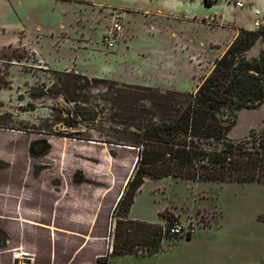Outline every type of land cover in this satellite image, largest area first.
Instances as JSON below:
<instances>
[{
    "label": "rangeland",
    "instance_id": "obj_1",
    "mask_svg": "<svg viewBox=\"0 0 264 264\" xmlns=\"http://www.w3.org/2000/svg\"><path fill=\"white\" fill-rule=\"evenodd\" d=\"M234 1H65L63 8L52 0H0V193L20 191L30 205L40 185L67 192L75 204L90 198L89 235L110 255L115 207L138 149L101 141L109 132L103 98L112 86L101 79L196 90L230 42L221 43L231 31L217 23L264 26L263 0H242L243 7ZM118 23L119 39L109 46L106 36ZM263 48L260 39L247 56ZM66 72L81 78L68 82ZM263 124L264 103L238 111L228 135L240 139ZM169 214L183 238L166 237L162 251L120 256L115 264H264V185L147 176L129 219L166 228ZM5 234L0 226V247ZM82 239L75 238V249Z\"/></svg>",
    "mask_w": 264,
    "mask_h": 264
},
{
    "label": "trees",
    "instance_id": "obj_2",
    "mask_svg": "<svg viewBox=\"0 0 264 264\" xmlns=\"http://www.w3.org/2000/svg\"><path fill=\"white\" fill-rule=\"evenodd\" d=\"M260 39L264 40L263 25L239 28L196 90L162 91L101 79L112 85L103 98L109 132L101 141L138 149L133 172L115 207L110 255L156 254L164 249L166 237L183 238L182 232L170 231L178 221L172 214L164 215L173 219L166 228L129 219L131 205L147 176L264 185V124L240 139L228 135L238 111L264 103V48L257 56H247ZM65 74L71 83L81 78ZM185 237L190 238L191 233ZM110 255L98 256L95 264H109Z\"/></svg>",
    "mask_w": 264,
    "mask_h": 264
},
{
    "label": "crops",
    "instance_id": "obj_3",
    "mask_svg": "<svg viewBox=\"0 0 264 264\" xmlns=\"http://www.w3.org/2000/svg\"><path fill=\"white\" fill-rule=\"evenodd\" d=\"M52 1L58 7H63L65 1L94 2V0ZM32 2H37V0H32ZM262 4L264 6V0ZM259 21L258 19L257 23ZM60 24L63 26V22ZM152 26L155 27L154 24ZM217 26L230 29V35L221 40V43L230 40L229 44L234 39L236 31L243 28V26L235 25L226 26L223 23H217ZM161 33L164 34L162 36H169L164 30H161ZM173 33L174 31L171 37L177 38L178 35L174 36ZM51 34L53 35V33ZM218 44L214 42L211 44V48L212 45ZM194 75L196 74H193L192 78ZM147 86L155 87L156 85ZM40 189L41 196L36 198L34 205L28 204V195L20 191L16 190L12 193L8 190L0 193V226L8 235L7 243L0 247V264H12L21 258H32L31 264H74L76 258H85V261L80 264H95L97 257L104 255V250L100 251L96 238L89 235L90 215L92 214L90 198H85L82 195L81 201L75 204L67 192L47 190L41 185ZM77 213L85 214L84 216L87 217L75 220L73 215ZM77 237L79 239L83 237V243L75 249L74 241ZM85 242L86 244H84ZM120 256L125 255L110 257L109 264H115L116 259Z\"/></svg>",
    "mask_w": 264,
    "mask_h": 264
},
{
    "label": "built area",
    "instance_id": "obj_4",
    "mask_svg": "<svg viewBox=\"0 0 264 264\" xmlns=\"http://www.w3.org/2000/svg\"><path fill=\"white\" fill-rule=\"evenodd\" d=\"M210 2H216L217 0H209ZM234 3L239 6V7H243L244 6V2L242 0H236L234 1ZM256 13H259V11H257ZM121 29V25L115 24L114 25V29L108 31L107 37L106 39H108V45L109 46H113L114 44L117 43L118 39H119V34L115 33L116 31ZM114 230H115V222L113 224V228H112V236L110 238V244H109V251L112 252L113 251V244H114ZM171 232H182V226L179 222H174V224L171 226L170 228Z\"/></svg>",
    "mask_w": 264,
    "mask_h": 264
}]
</instances>
